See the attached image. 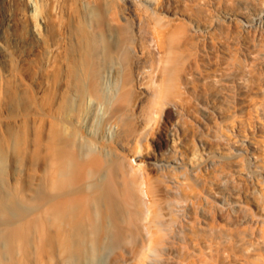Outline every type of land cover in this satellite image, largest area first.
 I'll return each mask as SVG.
<instances>
[{"label":"rangeland","instance_id":"1","mask_svg":"<svg viewBox=\"0 0 264 264\" xmlns=\"http://www.w3.org/2000/svg\"><path fill=\"white\" fill-rule=\"evenodd\" d=\"M153 2L148 13L130 7L126 0H37L38 12L51 23L46 31L50 46L43 50L28 31V17L17 16L20 0H2V11L10 16L4 17L5 37L14 35L24 56L25 88L22 101L6 114L17 118L12 132L0 130V183L9 189L14 213L4 247L7 257L0 264H100L98 244L109 245L103 223L112 229L124 224V200L102 186L105 169L115 163L109 138L103 144V167L92 170L86 180L95 199V231L90 237V232L76 230V239L85 233L91 238L89 251L81 255L75 246L64 248L42 237L45 195L72 194L79 188L74 183L76 157L62 147L80 129L72 121L74 129L63 132L61 115L82 109L91 92L90 77L81 69L83 52L92 45L101 53L102 98L88 108L99 115L116 89L115 78L107 71L118 67L116 39L109 33L115 31L114 21L138 19L183 22L185 30L176 49L184 78L169 98L179 97L184 105L173 127L187 135V149L176 146L185 150L186 160L190 151L198 156L191 165L186 163L187 168L162 170L152 164V155L171 154L157 144L165 128L172 126L165 106L154 108L157 112L150 113L147 126L130 137L129 156L134 165L141 164L151 190L145 197L154 211L150 208L156 230L154 252L143 259L144 264H264V160L253 165L251 155L256 138L263 149L255 156L264 155V23L243 17L255 16L260 0ZM150 32L141 29L143 39ZM7 64L15 66L12 56ZM91 114L86 126L97 122ZM252 135L261 136L248 140ZM77 146L85 159L98 153L95 136ZM173 177L179 182H172ZM179 204L186 206L184 213Z\"/></svg>","mask_w":264,"mask_h":264},{"label":"bare ground","instance_id":"2","mask_svg":"<svg viewBox=\"0 0 264 264\" xmlns=\"http://www.w3.org/2000/svg\"><path fill=\"white\" fill-rule=\"evenodd\" d=\"M126 2L130 7L148 13L151 8H154L151 7V3H154L153 0H148V3L141 0H126ZM17 8V16L28 17L30 20L28 31L38 42L40 49L49 48L50 43L46 31L51 29V23L47 15L38 12L37 0H20ZM4 17L9 19L10 16L3 13L2 0H0V130L3 129L10 134L13 130L12 121L17 118L6 114L9 108H15L22 101V90L25 88L21 76L24 56L14 35L5 37ZM243 17L247 21H263L264 23V0H260V7L255 16ZM180 18L178 16V19ZM128 22L120 24L114 21L115 25L112 27L115 28V31L113 30L112 34L109 33V36L116 39V47L113 52L117 56L115 57L118 60V67L115 70L111 67L107 71L110 76L115 78L116 89L111 97L104 102V111L99 115L94 111L88 112V108L94 102L98 103L99 98H102L98 78V73L101 70V63L98 60L100 50L96 49V46L90 45L83 52L81 69L86 76L90 77L91 92L85 97L82 109L75 112L66 111L61 115L63 119L62 131L74 129L71 126L72 121L80 129L77 134L75 133L76 135L74 134V140L67 141L68 143H64L65 145L63 144L62 147L67 152L66 154L72 155L73 158L76 157V182L74 180L73 182L79 188L71 192L72 194L59 191L52 197L46 194L44 198L42 237L45 242L58 243L64 248L75 246L76 251L81 255L88 252L92 243L91 238L89 239L85 233L84 237L76 239V230L82 229L90 232V237L95 231L92 209L95 199L88 192L86 180L92 170H99L103 167L104 152L106 151L103 144L111 138L115 148L113 152L115 163L105 169L102 186L109 195L118 196L124 200L127 217L124 224L118 229H112L108 222V224L103 223L109 245L98 244L99 249H102L99 258L100 264H126L131 261L144 264L143 259L154 250L155 221L153 223L151 218V202L147 199L148 197H145L151 190L143 179L141 164L134 165L131 156H129L131 152L130 137L137 135L143 127L147 126L150 113L165 106L170 111L168 118L172 119L170 121L172 126L165 128L157 139L158 146L165 148L171 154L165 152L158 156L152 155L151 157L154 159L152 164L162 170L181 169L187 168L186 163L191 165L192 160L194 161V158L198 157L197 154L190 151L191 156L186 160L185 150L176 146L177 143L187 149V135L179 134L173 127V122L178 120L179 112L183 113L181 108H184V105L181 103L183 100L179 97L176 99V101L179 100L177 103L175 99L173 101L172 98H169L170 95L175 94V88L183 82L184 78L178 68L180 52L178 54L176 49V41L182 37V30H185L183 22L142 23L139 19L136 23ZM111 25L108 23L109 27ZM141 29L151 31L149 37L143 39ZM197 30L199 29L197 28L195 31ZM177 48L179 49V46ZM9 56L13 57L14 67L7 64ZM89 113L94 114L93 119H97V122L93 123V121L92 124L86 126L85 121H87ZM87 136H95L98 147V153L89 159L82 157L77 146L78 142L85 140ZM260 136L252 135L247 139H255ZM256 139L251 143L252 148L256 150L251 152L254 157L253 165H259L264 160L262 154L255 156L258 150L263 149V146L260 147L261 143L258 142L260 138ZM134 155L142 156L140 153ZM171 181L179 182V179L173 177ZM121 183L122 189L120 188ZM172 191L176 190L172 189ZM70 206L75 207V211H72L74 208L71 210ZM179 206H181V208L179 207L181 213H184L186 206L182 204ZM152 212L154 213L153 210ZM13 214L9 189L0 183V263L7 257L4 247L7 242L6 237L10 235ZM153 256L155 257V255Z\"/></svg>","mask_w":264,"mask_h":264}]
</instances>
